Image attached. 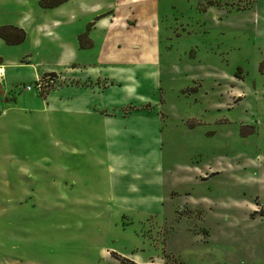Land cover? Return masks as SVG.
Masks as SVG:
<instances>
[{
  "label": "rangeland",
  "instance_id": "obj_1",
  "mask_svg": "<svg viewBox=\"0 0 264 264\" xmlns=\"http://www.w3.org/2000/svg\"><path fill=\"white\" fill-rule=\"evenodd\" d=\"M38 1L0 0V26L26 29L0 38V63L53 61L35 25L60 16L67 35L114 0ZM159 41L167 129L119 136V174L101 166V110L7 106L18 92L0 87V264H264V0H160Z\"/></svg>",
  "mask_w": 264,
  "mask_h": 264
},
{
  "label": "crops",
  "instance_id": "obj_2",
  "mask_svg": "<svg viewBox=\"0 0 264 264\" xmlns=\"http://www.w3.org/2000/svg\"><path fill=\"white\" fill-rule=\"evenodd\" d=\"M70 1L66 0L55 8H63ZM99 11L83 24L84 27L81 24L79 29L67 35L61 31L64 24L60 16L50 23L36 24L37 42L38 38L40 41L50 38L57 44L55 59L43 63L29 61L24 63L26 65L2 61L4 76L0 87L5 85V94L12 87L21 92L15 93L13 99L4 98L7 106H45L52 109L76 106L80 110H101V166L110 174L117 168L115 173L119 174L122 170L119 168L125 164L122 160L124 155L110 149L119 136L155 137L160 141L167 129V126L164 129V122L169 113L163 111L160 87V0L110 1L101 7V16L93 19ZM65 15L73 21L77 17L72 11ZM89 22L93 23L87 29ZM15 26L26 31L23 26ZM85 33L83 40L87 43L82 40L81 48L79 36ZM83 50L94 55L88 63L80 59ZM26 67L32 69L31 82L47 72H55L60 77L59 85L51 88L45 98L36 91L25 90L23 86L31 82L18 81L8 69ZM156 91L158 99L154 97ZM150 164L154 166L153 161Z\"/></svg>",
  "mask_w": 264,
  "mask_h": 264
},
{
  "label": "trees",
  "instance_id": "obj_3",
  "mask_svg": "<svg viewBox=\"0 0 264 264\" xmlns=\"http://www.w3.org/2000/svg\"><path fill=\"white\" fill-rule=\"evenodd\" d=\"M64 1L66 0H39L38 1V4L40 7L42 8H52V7H55L61 3H63ZM100 17L99 15H96L93 19H96ZM93 22H89L88 26H87V29L88 27L92 24ZM6 30L8 31H18L20 32L19 35L14 38V39H10L9 35L7 36L6 34ZM12 33V32H11ZM86 33L85 34H81L79 36V41H80V45L83 47L81 41H82V38L85 37ZM0 38L3 39V41L7 44H18V43H21L24 38H25V32L22 28L20 27H17L15 25H11V24H8V25H1L0 26ZM50 74H55L54 72H50ZM120 260L124 263V264H129L130 260H127V258H120Z\"/></svg>",
  "mask_w": 264,
  "mask_h": 264
},
{
  "label": "built area",
  "instance_id": "obj_4",
  "mask_svg": "<svg viewBox=\"0 0 264 264\" xmlns=\"http://www.w3.org/2000/svg\"><path fill=\"white\" fill-rule=\"evenodd\" d=\"M4 76V66L0 63V80ZM59 81V76L55 74H46L39 78H36L32 83L25 84L23 88L25 90H35L41 92L42 90H50Z\"/></svg>",
  "mask_w": 264,
  "mask_h": 264
}]
</instances>
